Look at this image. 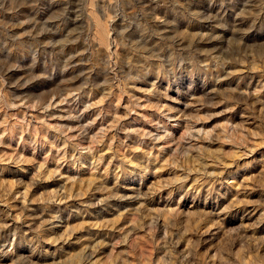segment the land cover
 <instances>
[{
  "label": "rangeland",
  "instance_id": "obj_1",
  "mask_svg": "<svg viewBox=\"0 0 264 264\" xmlns=\"http://www.w3.org/2000/svg\"><path fill=\"white\" fill-rule=\"evenodd\" d=\"M0 264H264V0H0Z\"/></svg>",
  "mask_w": 264,
  "mask_h": 264
}]
</instances>
